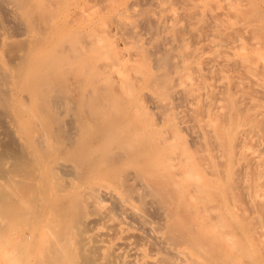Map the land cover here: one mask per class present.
<instances>
[{
    "label": "bare ground",
    "instance_id": "6f19581e",
    "mask_svg": "<svg viewBox=\"0 0 264 264\" xmlns=\"http://www.w3.org/2000/svg\"><path fill=\"white\" fill-rule=\"evenodd\" d=\"M8 1L0 264H264V0Z\"/></svg>",
    "mask_w": 264,
    "mask_h": 264
},
{
    "label": "rangeland",
    "instance_id": "374dc122",
    "mask_svg": "<svg viewBox=\"0 0 264 264\" xmlns=\"http://www.w3.org/2000/svg\"><path fill=\"white\" fill-rule=\"evenodd\" d=\"M142 1H146V0H142ZM8 2H9L8 0H0V16H1L0 18H1V21L3 20L2 22L5 21V23H3V24H7V26H6L7 28L5 27V25H4V27L17 37V36H20L22 33H24L26 31V26L24 25V23H22V21H21L19 16H16V15L14 16L10 12V10H9V5L10 4ZM27 2L30 3V0H27ZM38 13H39L38 10H36L35 13L32 12V16L34 18H37ZM13 47H12V49H13ZM67 82H68L69 87H70L69 93H67V90H64L65 92L62 91V93H60V92L56 93L57 94V98H56L57 107L56 106L55 107L58 109V112L60 111L61 114H63L62 112L66 113V110H67L66 109L67 107H66V104H65L66 103L65 100H67V98H69V97L77 98L79 96L78 95V87H77L76 77H75V75L73 73H71L68 76V81ZM152 101L153 100L150 97L147 98V103H150ZM75 109H77V107ZM78 112L82 113V115L84 113H87V111L84 112V110H80V111L78 110ZM156 114H158V112H156ZM83 116L86 118V115H83ZM88 116L89 115H87V118H89Z\"/></svg>",
    "mask_w": 264,
    "mask_h": 264
}]
</instances>
